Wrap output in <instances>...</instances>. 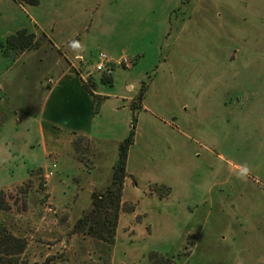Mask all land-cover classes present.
Listing matches in <instances>:
<instances>
[{
	"label": "rangeland",
	"instance_id": "1",
	"mask_svg": "<svg viewBox=\"0 0 264 264\" xmlns=\"http://www.w3.org/2000/svg\"><path fill=\"white\" fill-rule=\"evenodd\" d=\"M3 5L0 0V33L9 25ZM14 6L15 18L26 17ZM77 9V36L87 37L91 55L122 49L133 56L120 66L123 77L140 87L131 100L129 131L151 84L147 104L160 120L153 118L156 127L188 134L190 154L184 170L171 166L176 187L169 181L135 183L126 168L131 191L123 197L122 186L112 243L75 232L74 225L91 207L92 193L108 186L113 167L84 172L82 180L72 176L71 183L81 180L84 187L67 195L48 191L56 160L50 170L33 169L23 182L0 189L7 203L0 209V234L22 238L27 247L22 252L18 243L0 242V264H264V0H84ZM6 37L0 51L24 50L8 46ZM35 37L27 51L46 53L48 61L56 57L43 33ZM32 64L4 86L0 124L12 112L8 95L25 88L27 104H37L33 71L43 66ZM95 64L89 59L85 72L79 69L85 84L94 75L111 77ZM180 92L190 100L186 105ZM72 145L84 171L90 158L105 160L102 146L94 148L85 137H74Z\"/></svg>",
	"mask_w": 264,
	"mask_h": 264
},
{
	"label": "crops",
	"instance_id": "2",
	"mask_svg": "<svg viewBox=\"0 0 264 264\" xmlns=\"http://www.w3.org/2000/svg\"><path fill=\"white\" fill-rule=\"evenodd\" d=\"M10 1L5 5L3 0L5 14L8 7L9 25L0 33V43L7 35L20 29H26L36 36L40 32L48 43L46 48L55 52L56 57L48 61V54H33L27 48L18 55L0 51V108L4 106L1 100L4 98L2 91L5 92V85L18 78L21 72L30 70L34 61L42 62L43 66L42 70L37 68L33 71L37 76L33 81L34 88L38 90L39 96L34 109L27 104L25 88L8 95V102L13 108L0 124V189L23 182L33 169L50 170L56 160L55 177L48 179V191L51 193L52 188L67 195L70 189L78 191L84 187L81 181L83 178L79 177L84 172L92 174L103 169L104 165L107 168L113 167L116 161L118 145L127 137L128 121L135 113L131 100L140 89L139 83L129 82L123 77L120 68L123 66L120 64L122 60L133 56L126 55L122 49L107 51L108 57L115 64L111 77L102 79L101 76L94 75L91 85L85 84V75L79 69L82 68L85 72V62L92 59L95 64L98 57L89 52L87 37L77 36L80 27L77 8L84 0H40L35 6ZM14 3L27 14L26 17L15 18ZM29 11L35 13V18L30 17ZM39 12L46 15L42 16ZM82 31H86L85 34L89 32L86 26H82ZM113 34L109 35V41H112ZM120 36L124 37L125 32ZM30 56H35L30 60L32 62H29ZM64 61L67 65L62 63ZM36 70H39L37 74ZM116 72L120 80L114 77ZM104 80L111 85H105ZM147 86L140 102L141 108L136 111L134 140L127 154V172L135 183L136 180L146 179L157 184H167L169 181L170 186L176 187L171 182L169 172L174 164L185 169L184 158L190 154V138L180 128L176 131L167 124L162 125L163 130L156 127L153 118L157 117L147 104L151 84ZM182 92L181 103L186 105L190 100ZM157 96L160 99L159 93ZM174 104L172 102L171 107ZM165 106L170 107L169 104ZM146 114L147 118L141 120ZM76 136L87 138L94 148L102 146L100 152L104 153L101 158L104 155L105 160L96 162L90 158L91 165H87L89 171H84L85 165L76 158L72 147L73 138ZM74 175L81 179L76 184L70 182ZM127 177L123 183V197L126 192L131 191ZM25 248L27 247L22 252Z\"/></svg>",
	"mask_w": 264,
	"mask_h": 264
},
{
	"label": "trees",
	"instance_id": "3",
	"mask_svg": "<svg viewBox=\"0 0 264 264\" xmlns=\"http://www.w3.org/2000/svg\"><path fill=\"white\" fill-rule=\"evenodd\" d=\"M24 5L35 6L40 0H15ZM6 44L11 47L20 49L30 48L35 44V34L20 29L6 37ZM4 41L2 42V45ZM108 79V78H105ZM145 86L143 87V89ZM145 90V89H144ZM143 94V90L141 92ZM135 130L130 129L127 137L120 142L118 146V157L112 169L111 181L103 192L92 193L91 207L86 210L83 215L76 221L74 231L88 234L92 238L101 242L112 243L114 240L115 228L118 220V212L120 209L123 180L127 176L126 161L129 146L133 143ZM7 203L4 191H0V209H6ZM12 241L23 248L20 239L6 233L0 234V242Z\"/></svg>",
	"mask_w": 264,
	"mask_h": 264
},
{
	"label": "built area",
	"instance_id": "4",
	"mask_svg": "<svg viewBox=\"0 0 264 264\" xmlns=\"http://www.w3.org/2000/svg\"><path fill=\"white\" fill-rule=\"evenodd\" d=\"M97 57H98V60L95 64L94 69L96 71H100V72L106 74L107 76H111L113 69H114V68H112V64H114V63L111 61V59L108 57V55L104 52H100ZM122 61L125 62V64H126L127 60L124 59ZM121 62H120V64H121Z\"/></svg>",
	"mask_w": 264,
	"mask_h": 264
}]
</instances>
